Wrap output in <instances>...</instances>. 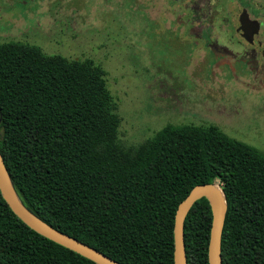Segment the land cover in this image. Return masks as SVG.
Wrapping results in <instances>:
<instances>
[{
    "label": "trees",
    "instance_id": "obj_1",
    "mask_svg": "<svg viewBox=\"0 0 264 264\" xmlns=\"http://www.w3.org/2000/svg\"><path fill=\"white\" fill-rule=\"evenodd\" d=\"M106 72L92 59L0 43V154L35 216L121 264H173L174 217L197 185L217 184L222 264H264V153L214 126L167 125L135 146ZM211 207L184 221L187 264H208ZM0 264H95L29 229L0 193Z\"/></svg>",
    "mask_w": 264,
    "mask_h": 264
},
{
    "label": "rangeland",
    "instance_id": "obj_2",
    "mask_svg": "<svg viewBox=\"0 0 264 264\" xmlns=\"http://www.w3.org/2000/svg\"><path fill=\"white\" fill-rule=\"evenodd\" d=\"M190 1L0 0V43H27L101 66L126 146L167 125H195L214 126L264 153V59L248 62L250 51L234 46L235 39L200 35L211 24L207 34L218 37L221 18L240 1L211 7L201 22L192 19Z\"/></svg>",
    "mask_w": 264,
    "mask_h": 264
},
{
    "label": "water",
    "instance_id": "obj_3",
    "mask_svg": "<svg viewBox=\"0 0 264 264\" xmlns=\"http://www.w3.org/2000/svg\"><path fill=\"white\" fill-rule=\"evenodd\" d=\"M0 193L12 213L29 229L42 237L94 262L95 264H121L96 249L63 234L35 216L18 199L15 194L2 156L0 154ZM205 197L211 207L212 219L209 234L207 259L208 264H222L221 237L226 216V203L223 192L217 184L195 186L186 198L178 205L174 217V252L173 264H187L184 243V221L191 207Z\"/></svg>",
    "mask_w": 264,
    "mask_h": 264
},
{
    "label": "flooded vegetation",
    "instance_id": "obj_4",
    "mask_svg": "<svg viewBox=\"0 0 264 264\" xmlns=\"http://www.w3.org/2000/svg\"><path fill=\"white\" fill-rule=\"evenodd\" d=\"M52 1L61 0H48V2ZM227 1L230 2L231 0H191L189 5L193 12L192 19L201 22V18H206L211 15V7L213 10H222V2L227 5ZM239 1L240 4H236L234 10H230V14H226L221 18L222 23H219L216 27L218 37L212 38L207 34L208 29L213 28L211 24L202 25L203 29L200 35L203 36L204 39H235L234 46L241 45L244 46L246 50L248 49L250 51L249 55H251V57L248 62L254 61L258 64L259 61L264 59V45L260 40L264 39V15L260 16L254 12L264 11V3L248 4L244 2V0ZM67 7L69 10L71 9L70 3H67ZM202 12L203 14H201ZM213 45L214 44L211 43L209 47ZM215 53H217V50H214V54ZM220 59L223 60L224 58L222 57ZM239 61L242 62V59H239Z\"/></svg>",
    "mask_w": 264,
    "mask_h": 264
}]
</instances>
